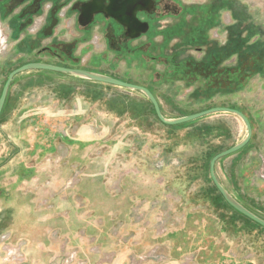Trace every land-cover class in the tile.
<instances>
[{
    "label": "rangeland",
    "instance_id": "374dc122",
    "mask_svg": "<svg viewBox=\"0 0 264 264\" xmlns=\"http://www.w3.org/2000/svg\"><path fill=\"white\" fill-rule=\"evenodd\" d=\"M182 1L206 3L209 0ZM236 1L235 17L230 16V13H224L223 25L211 31L212 38H218L222 45L226 43L228 26L234 24L238 18V11L244 9L247 10V22L240 29L247 31L244 34L245 38L252 34L251 46L259 44L258 42L264 45L262 43L264 0ZM253 31L262 35L254 34ZM174 44L175 42L170 43V49ZM134 45L139 43L136 42ZM261 51L264 52V46ZM190 53L198 59L202 55L194 51ZM253 62L256 61L251 58L245 62L248 69L252 67L255 69L256 64ZM160 63L157 65L159 73L165 71L164 65ZM237 63L239 64L238 56ZM257 65L260 68V63ZM134 67L123 61L121 67L115 71L132 78H122L123 81L132 84L142 85L143 82L144 84L149 82V71L143 68L139 71ZM42 71L81 80L70 74ZM153 77L159 82L158 73ZM249 79L241 80L243 84L238 90L230 88L226 89L227 91H219V87L209 88L202 82H198L194 87L188 86L187 82H178L173 87L164 84L162 88L156 87V90L167 92L173 97V100L170 98L167 101L160 97L168 110L174 106L183 107L184 111L187 108L207 110L217 104H222L221 107L235 106L247 114L253 126L256 124L257 132L264 139V74H255ZM107 87L92 86L93 91L88 93L93 100L98 99V102L88 108H77L79 114L82 111L81 115H93V122L86 124L92 131V137H103L105 140L102 144L98 143L81 151L79 146L70 143L79 140L77 137L83 124L72 123L70 105L62 103L57 106L55 104L57 100L52 101L50 98L52 95L44 93L46 106L37 109L41 112L37 116L39 123L34 126L35 129L39 128L38 133L43 134L44 138L19 143L21 151L19 158L33 167L35 174L24 184L23 198H18V201H5L3 198L0 200V236L8 233L14 239L27 241L29 252L27 264H41L42 259H45L46 264V258L49 256L46 255V250H41L44 247H40L42 243L45 249L52 250L55 247L56 254L64 244L71 245L78 255L87 251L89 253L91 247L113 250L121 244L119 242L121 238L138 233L136 231L138 225L118 218L126 197L132 202L133 209L140 202L149 199L154 205V211H157L156 218H160L162 210H168L166 215L162 216L165 218L166 227L172 225V228L181 227L186 230V235L182 232L173 239L170 235H158L159 248L162 247L163 241L172 239L167 247L171 249L172 260L169 264H256L255 259L258 261L260 256L264 255V228L230 208L216 192L210 180L211 175L209 177L211 157L229 149L216 147L219 139L213 125L223 129L230 127L234 134L231 135V139L227 137L226 139L233 143L240 137L241 126L237 118L230 114H222L217 118L212 116L213 118L195 120L183 128H169L157 120L156 113L148 101L140 96L142 94L129 93L128 90L113 88L114 86ZM81 98L83 97H77L80 100ZM106 107L122 108L126 115L118 117L117 113L115 115L106 113ZM100 108L102 110L98 111ZM188 113L179 111V115L182 116H187ZM261 118L263 121L258 123V119ZM253 140L256 146L253 150L257 151L247 150L248 187L244 188V191L247 195V204L248 198L254 201L258 207L257 212L264 216V140L259 141L257 138ZM135 141H144L143 148L134 150L131 154L112 155L113 149L123 148L125 144H132ZM36 142L48 152L44 155H31ZM53 143L56 144L54 152L50 151ZM187 146L189 149L186 155L175 153L188 148ZM152 147L156 149L155 153L149 151ZM165 147L168 152H162ZM205 148L210 151L208 155L203 153ZM11 151L4 158L5 164L18 157L15 148ZM247 153L237 161L238 165L247 161L245 159ZM161 163L165 168L160 166ZM178 168L182 172L178 171ZM86 179L97 183L101 181L111 198H114L112 202L102 204V210L108 211V216H97L92 209L96 204L88 202L82 196L79 197L78 192ZM240 186L244 187L242 184ZM25 197L33 202V208L37 212L34 216L30 213L28 204H25ZM12 206L18 207L19 210ZM71 217L74 218L73 221ZM161 224L159 221L157 226L162 230L160 233H163ZM114 233L117 235L114 236ZM40 256L43 257L40 259ZM0 264H6L1 245Z\"/></svg>",
    "mask_w": 264,
    "mask_h": 264
},
{
    "label": "flooded vegetation",
    "instance_id": "af4514ba",
    "mask_svg": "<svg viewBox=\"0 0 264 264\" xmlns=\"http://www.w3.org/2000/svg\"><path fill=\"white\" fill-rule=\"evenodd\" d=\"M91 1L93 0H0V25L8 45L11 41H26L29 44L28 50H23L22 55H53L60 60L62 67L93 71L120 80L124 77L132 79L115 71L123 61L128 66L134 65L139 71L142 68L148 70L150 83L143 82L141 86L147 87L158 101L160 96L156 87L162 88L164 84L173 87L178 82H187L188 86L194 87L202 82L209 88L213 86L219 87V91H227L235 88L238 74L239 81L248 80V73L242 67L238 68V55L231 52L235 48L232 34L237 20L234 18V24L228 26L227 42L223 45L211 35L212 30L223 25L224 13L235 17L236 0H209L206 3L152 0V11H140L137 14L141 22L148 23L149 30L136 39L130 38L127 29L119 22L103 14L95 15L90 25L80 26V10ZM238 12L240 18H246L247 10ZM71 18L75 19L73 24L64 27V22ZM69 31L76 33L71 40L66 39ZM136 42L139 45H134ZM173 42L175 44L170 49V43ZM192 51L202 54L201 57L196 58L190 53ZM159 62L164 65V72L157 71ZM244 69L247 71L248 66L245 65ZM157 73L159 82L153 77ZM20 240L24 239H14L10 235V241ZM24 241V252L22 249L20 251L22 256L17 261L6 262L7 252L0 240L6 264L28 263V243ZM66 247V251L60 248L55 263L64 264L66 252L73 249L71 245Z\"/></svg>",
    "mask_w": 264,
    "mask_h": 264
},
{
    "label": "crops",
    "instance_id": "0c3cea01",
    "mask_svg": "<svg viewBox=\"0 0 264 264\" xmlns=\"http://www.w3.org/2000/svg\"><path fill=\"white\" fill-rule=\"evenodd\" d=\"M74 21H75L74 18L65 21L64 27L71 26ZM74 36H76V33H74V31H69V33L66 36V39L71 40V38ZM28 45L29 44L26 41L21 43L17 41L15 42L11 41L7 52L0 55V96L9 74L13 70L25 64L32 62H41V63L63 66L60 60L54 57L53 55H22L21 53L23 52V50L24 51L28 50L27 48ZM66 62L68 61H65V63ZM111 73L116 74V72H111ZM92 86H96L99 88L105 86L106 88H108L106 85L92 84L88 81L72 79L71 77L54 75L53 73H45L43 71L26 72L18 75L14 79L13 84L8 93L4 110L0 117V200L3 198V200L5 201H13V200L18 201V198H23L25 196L24 184L28 182V180H30L35 174L34 168L28 166L23 159L19 158L21 156V151H19L20 149L19 143L26 142L29 139L32 141L34 140L37 141L44 138L43 134L38 133L39 128L38 129L34 128V126H36L39 123L37 116L41 112V111H37V109L46 106L44 93H48L49 95H52L50 96V98L52 99V101L57 100L55 102L57 106H60L62 103H66L67 105H70L72 111H70L69 114L72 118L70 119L72 120V123L83 124L81 127L80 135L78 137L76 136L77 138H79L78 141L80 142H74V143L72 142L70 143V145L79 146V150L81 151L88 148L89 146L98 143L102 144L105 142L103 137H92V131H90V129L86 126V124L93 122V115L92 114L81 115L82 111H80V114L77 112L78 107L88 108L93 103L98 102V99L95 98L93 100V97L88 93L90 91H93ZM81 90L82 93L80 94ZM121 90H125V89H121ZM127 92L130 93L133 91L128 90ZM157 92H158L157 93L158 96L162 97L165 101H167V99L170 98L173 100V97L170 96V94H168L167 92H160L158 90ZM159 93L162 94L160 95ZM136 94H140V93H136ZM78 96L83 98H81V100L77 99ZM159 101L163 113L170 118L181 117L182 115H179V111L180 112L186 111L191 114L204 111V110L198 111L195 108L194 109L187 108L184 111L183 107H180L181 109L178 108L179 106L177 107L174 106L171 108V105H170L171 109L168 110L162 104L160 98ZM99 103L101 104L100 101ZM221 105L222 104H217L214 107H221ZM106 108H107L106 113L108 112L109 114L111 113L114 115L115 113H117L118 117H122V116L124 117L126 115L125 111L122 110V108L121 109L120 108L109 109L108 107ZM101 110L102 109L100 108V110L98 111ZM219 115L222 116V114H215L205 117L203 119L213 118L212 116L217 118ZM237 120L241 126L240 134H239L240 137H238L239 139L237 141H234L233 143L232 142L229 143L227 141L231 139V135L234 134L231 132L230 127L223 129L220 128L219 126H216L215 124L213 125L216 128L215 134L218 135L217 139H219L216 143L218 144L216 146L217 148L219 149L225 147L231 148L235 144L239 143L242 139H244L246 135V127L240 119L237 118ZM258 120H259L258 123L263 121L262 118L261 120L260 119ZM253 129H254L253 138L250 144L248 145V147H246L241 152H238L234 155H231L227 158L220 160L216 165V174L219 180L221 181V183L230 191V193L235 198H237L245 206L253 207L255 210H257L258 207L254 204V201L252 200L250 201L249 198L247 204V195L244 191V188L248 187V153H247L248 151L247 150L248 149L253 150V147H256L253 139L257 138L259 141L264 140L262 139L261 134L257 132L256 124L254 125ZM226 137L229 139H226ZM142 144H144V141H135L132 142V144H125L123 148L113 149L112 155L131 154L133 153L134 150L138 151L142 149L143 148ZM55 145H56L55 143L52 144V146L50 147V151L51 150L52 152L55 151L56 149ZM199 145H201L200 142ZM13 148L17 150L18 157H14L12 161H10L8 164H5L4 158L8 155V153L12 152L11 150ZM207 148H205V151H203L205 155L206 154L208 155L210 153V151ZM188 149L189 147L182 151H176L175 153L181 154V156L186 155ZM149 151L155 153L156 149L152 147L149 149ZM166 151L168 152L169 150H166V147L163 148L162 152H166ZM253 151H257V150L254 149ZM47 152L48 151H46V149L43 146H41L38 142H36L34 148L32 149L31 155H36V154L44 155ZM245 153H247V156L245 158L247 159V161L244 164L238 165L237 161ZM253 158L254 157H252V159ZM163 163H161L162 167L165 168L163 166ZM177 170L182 172L180 168H178ZM241 184L244 185L243 188L240 186ZM160 193H162V190L160 191ZM78 195L79 197L82 196L83 199L87 200L88 202L92 204L94 202L96 204V206L92 209L95 210L97 216L98 215L108 216L109 212L108 211L104 212L102 210V206H103L102 204L106 205L112 202L114 198L113 197H112L113 199L111 198V196L108 193V190L103 185V183H101V181L97 183L96 181L86 179L81 185ZM144 198H149V197H144ZM25 204H28L29 206L28 209H30V213L34 216V213L37 212H35L33 208V202L31 203L30 199L25 197ZM153 206L154 205L152 204V202H149V199H147L146 201L140 202L137 205V207L133 209L132 202L130 201L129 197H126L123 205L121 206L122 213H120L118 218L122 220L124 219L126 221H130V223H134L138 225L136 226L137 227L136 231H138V233H136V235L135 234L128 235V237L126 238L125 237L121 238L122 240L119 241L121 244L118 246L117 249L107 250L100 247H97L95 249L92 248L89 253L88 251L86 253L82 252L79 257L87 261L88 264H127L128 258L130 257L129 255L135 257L144 256L146 258L147 255L154 253V258L145 259L144 262L140 264H169V262H171L172 259H170L171 249H167L168 244H170V241L173 239V237L178 236V234H182L183 232L184 235H186V230L185 228L182 229L181 227L172 228L171 227L172 225L166 227L165 218L162 216L163 215L165 216L168 210H162V214L160 215V218H156L157 211L156 210L154 211ZM12 207L17 208L19 210L18 207L15 206ZM261 217L264 218V216ZM73 219L74 218H72L71 221H73ZM75 220H79V219L75 218ZM159 221L162 223L160 225V228L163 229V233H160L162 232V230H160L157 226ZM162 234L170 235V238L172 239L163 241L162 247L159 248L157 244V238H160V236L158 237V235H162ZM113 235L115 236L117 234L114 233ZM42 246L44 247L41 250H46L45 251L46 255L49 256V257L46 256L47 258L45 263L54 264V261L58 256L57 254H59V251L56 254L55 247H53L52 250H49V249H45V245L43 243L40 245V247ZM41 257L43 256H40V259ZM44 260L45 259L40 260V263L44 264ZM255 261L257 262L256 264H264V255L263 256L261 255L258 261L255 259Z\"/></svg>",
    "mask_w": 264,
    "mask_h": 264
},
{
    "label": "water",
    "instance_id": "95a60500",
    "mask_svg": "<svg viewBox=\"0 0 264 264\" xmlns=\"http://www.w3.org/2000/svg\"><path fill=\"white\" fill-rule=\"evenodd\" d=\"M153 9L154 3L152 0H93L82 6L80 15L78 16V22L80 26L86 27L92 23L95 15L103 14L106 17L113 18L114 20L119 22L123 27L127 29L128 36L132 39H136L149 30L148 23H143L137 18L138 12L152 11ZM42 70L70 74L74 77L81 78V80L84 81L101 83L109 87L114 86L113 88L118 87L119 89L121 88L133 92H138L142 94V96L153 105L157 118L162 124L166 126H180L215 114H230L240 119L246 127V135L244 139H242L239 143L235 144L228 150L217 154L212 159L210 165V175L218 192L222 195L226 203L231 208L264 228V218L254 213L247 206L242 204L237 198H235L230 193V191L221 183L216 174V165L220 160L242 151L252 140L254 129L249 117L244 112L231 107H213L191 115L170 118L164 115L158 99L145 86L131 84L123 80L93 71L66 68L41 62H32L13 70L9 74L0 96V117L4 110L8 93L14 79L18 75L26 72Z\"/></svg>",
    "mask_w": 264,
    "mask_h": 264
},
{
    "label": "trees",
    "instance_id": "16d2710c",
    "mask_svg": "<svg viewBox=\"0 0 264 264\" xmlns=\"http://www.w3.org/2000/svg\"><path fill=\"white\" fill-rule=\"evenodd\" d=\"M237 18V17H236ZM245 21H246V18H240L239 16H238V18H237V24H236V26H234V32H233V34H232V41L235 43V48H234V50H231V52H233V53H235V54H237L238 55V57H239V64H238V68H241L242 67V69H243V71H244V66L246 65V63L245 62H247V60H249V58H251L252 60H255L256 62H253L254 64H256L255 66V69H254V67H252L251 69H248V75H247V77H248V79L250 78V77H253L255 74H261V73H263L264 74V52H262L261 51V49L263 48V46L264 45H261V42H258L259 44H256V45H254V46H251V40L253 39V36H252V34L248 37V38H245L246 36L244 35L247 31H242V29H240L241 27H243V25H244V23H245ZM236 30L238 31L237 33H236ZM254 32V34H257V35H259L256 31H253ZM260 35H262V33L260 34ZM259 35V36H260ZM245 38V39H244ZM262 43H264V41H262ZM260 47H262V48H260ZM246 56V58H244V57ZM260 63V68H259V66L257 65V64H259ZM245 64V65H244ZM239 70V69H238ZM251 70V71H250ZM252 70H254V71H252ZM244 72H246V71H244ZM239 75L240 74H238V80H237V78H236V86H235V88L233 89V90H238L239 88H240V86H241V84H243L241 81H239ZM250 80V79H249ZM237 88V89H236ZM153 92L154 93H156V91L155 90H153ZM197 96V95H196ZM148 103L150 104V106L152 107V109H153V111L155 112V110H154V108H153V106H152V104L148 101ZM210 107H212V106H210ZM231 108H234V109H238V108H236L235 106H230ZM238 110H240V109H238ZM189 114H191V113H188V114H186V115H189ZM158 121H159V119H157ZM164 126H166V125H164ZM185 126H187V124H184V125H180V126H167V127H169V128H183V127H185ZM73 141V140H72ZM73 142H76V141H73ZM77 142H80V141H77ZM216 156V155H215ZM215 156H212L211 157V159H210V161H209V165H210V162H211V160L213 159V157H215ZM209 176H210V166H209ZM211 179V178H210ZM211 181H212V179H211ZM212 183H213V181H212ZM214 184V183H213ZM214 188H215V190H216V192H218V190H217V188L215 187V185H214ZM218 194L220 195V197L222 198V200L226 203V201L224 200V198L222 197V195L218 192ZM227 204V203H226ZM228 205V204H227ZM229 206V205H228ZM230 207V206H229ZM231 208V207H230ZM250 210H252L254 213H256V214H258L259 215V213L257 212V210H255L253 207H248ZM233 209V208H232ZM234 210V209H233ZM235 211V210H234ZM237 212V211H236ZM237 214H239L238 212H237ZM261 216V215H260Z\"/></svg>",
    "mask_w": 264,
    "mask_h": 264
},
{
    "label": "built area",
    "instance_id": "2783aa9c",
    "mask_svg": "<svg viewBox=\"0 0 264 264\" xmlns=\"http://www.w3.org/2000/svg\"><path fill=\"white\" fill-rule=\"evenodd\" d=\"M9 48L7 39L4 35V30L2 28V26L0 25V55L4 54L7 52ZM162 166V165H160ZM0 240L1 243H3V248L6 250V257H5V261L9 262L11 260H16L22 256V253L20 252L22 248L25 247L26 242L24 240H20V241H10V234L8 233H4L0 236ZM67 245H63L62 246V250L66 251L67 250ZM93 249H95V247H92ZM91 248V249H92ZM23 250V249H22ZM24 252V250H23ZM25 255V254H23ZM66 259L64 264H87L84 260L79 258V255L77 253L76 250L71 249L70 251L66 252ZM130 257L128 258V263L127 264H140L142 262H144L145 259H151L154 258V253H151L149 255L146 256V258L144 256H139V257H135L132 255H129ZM107 259V258H106Z\"/></svg>",
    "mask_w": 264,
    "mask_h": 264
}]
</instances>
